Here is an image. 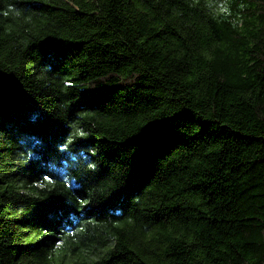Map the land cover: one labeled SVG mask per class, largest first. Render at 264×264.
Listing matches in <instances>:
<instances>
[{
    "label": "trees",
    "instance_id": "trees-1",
    "mask_svg": "<svg viewBox=\"0 0 264 264\" xmlns=\"http://www.w3.org/2000/svg\"><path fill=\"white\" fill-rule=\"evenodd\" d=\"M0 264H264V0H0Z\"/></svg>",
    "mask_w": 264,
    "mask_h": 264
}]
</instances>
